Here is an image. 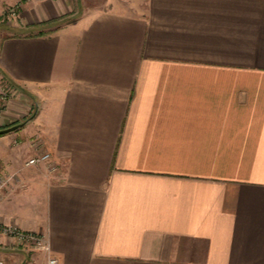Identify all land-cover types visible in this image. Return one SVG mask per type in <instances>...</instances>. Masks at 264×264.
Masks as SVG:
<instances>
[{
    "label": "crops",
    "instance_id": "1",
    "mask_svg": "<svg viewBox=\"0 0 264 264\" xmlns=\"http://www.w3.org/2000/svg\"><path fill=\"white\" fill-rule=\"evenodd\" d=\"M10 5L0 223L56 264H264V0ZM0 260L47 264L5 237Z\"/></svg>",
    "mask_w": 264,
    "mask_h": 264
},
{
    "label": "built area",
    "instance_id": "2",
    "mask_svg": "<svg viewBox=\"0 0 264 264\" xmlns=\"http://www.w3.org/2000/svg\"><path fill=\"white\" fill-rule=\"evenodd\" d=\"M10 16L14 17L17 14V9L10 10ZM18 15V14H17ZM16 89L8 81H6L0 72V115L3 114L9 106L10 101L14 97ZM27 165L45 164L47 170L52 172L56 171L57 165L52 160L51 154L47 151H41L34 156L30 157L26 161ZM3 180L0 177V191L3 186ZM0 237L11 239L13 242H17L25 247L43 250L47 256V264H56L57 259L50 253L48 242L41 232L25 231L13 224H1L0 223ZM0 264L3 262L0 260Z\"/></svg>",
    "mask_w": 264,
    "mask_h": 264
},
{
    "label": "rangeland",
    "instance_id": "3",
    "mask_svg": "<svg viewBox=\"0 0 264 264\" xmlns=\"http://www.w3.org/2000/svg\"><path fill=\"white\" fill-rule=\"evenodd\" d=\"M13 8L17 9V14H18V6L17 5H10V6H7L6 8H4L3 13L0 15V20L3 24L5 21H13L17 17V14L14 17L10 16V14H9L10 10Z\"/></svg>",
    "mask_w": 264,
    "mask_h": 264
},
{
    "label": "water",
    "instance_id": "4",
    "mask_svg": "<svg viewBox=\"0 0 264 264\" xmlns=\"http://www.w3.org/2000/svg\"><path fill=\"white\" fill-rule=\"evenodd\" d=\"M25 122H21V123H17V124H14V125H11V126H8L6 128H2L0 129V135L1 134H4V133H7L9 131H13L19 127H21Z\"/></svg>",
    "mask_w": 264,
    "mask_h": 264
},
{
    "label": "trees",
    "instance_id": "5",
    "mask_svg": "<svg viewBox=\"0 0 264 264\" xmlns=\"http://www.w3.org/2000/svg\"><path fill=\"white\" fill-rule=\"evenodd\" d=\"M13 125V124H12Z\"/></svg>",
    "mask_w": 264,
    "mask_h": 264
}]
</instances>
